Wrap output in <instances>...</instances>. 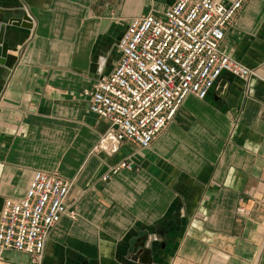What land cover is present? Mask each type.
Listing matches in <instances>:
<instances>
[{"label": "crops", "instance_id": "obj_1", "mask_svg": "<svg viewBox=\"0 0 264 264\" xmlns=\"http://www.w3.org/2000/svg\"><path fill=\"white\" fill-rule=\"evenodd\" d=\"M175 2L0 0V30L33 20L5 33L17 50L0 64V212L42 170L73 181L78 213L51 230L40 262L6 250L0 264H264V0L244 4L222 44L255 76L224 73L205 99L188 96L150 149L95 150L109 123L88 92L116 67L130 20ZM123 160L133 169L102 180Z\"/></svg>", "mask_w": 264, "mask_h": 264}, {"label": "built area", "instance_id": "obj_2", "mask_svg": "<svg viewBox=\"0 0 264 264\" xmlns=\"http://www.w3.org/2000/svg\"><path fill=\"white\" fill-rule=\"evenodd\" d=\"M248 1L176 0L161 16L152 12L131 19L117 46L116 67L88 92L90 111L109 123L95 150L113 155L126 139L150 149L188 96L205 99L219 89L224 73L246 81L255 76V69L222 48ZM123 169H133L132 162L113 165L102 180ZM72 185L58 172L38 170L23 198L6 199L0 212V255L15 250L40 262L51 230L64 216H78L67 205ZM239 213L250 216L244 207Z\"/></svg>", "mask_w": 264, "mask_h": 264}, {"label": "water", "instance_id": "obj_3", "mask_svg": "<svg viewBox=\"0 0 264 264\" xmlns=\"http://www.w3.org/2000/svg\"><path fill=\"white\" fill-rule=\"evenodd\" d=\"M11 26H17L22 28L30 29L32 28V18L29 15H24L19 18L10 19L7 23L2 24L0 30V64H5L6 59L8 57V52L10 50H17L12 48L6 41H5V33L6 31L10 30ZM143 258L142 261L144 263L149 262L151 251L146 249L142 251Z\"/></svg>", "mask_w": 264, "mask_h": 264}]
</instances>
